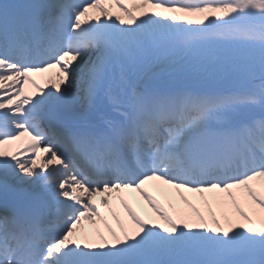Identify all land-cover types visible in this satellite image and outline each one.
<instances>
[{
    "label": "snow or ice",
    "instance_id": "snow-or-ice-1",
    "mask_svg": "<svg viewBox=\"0 0 264 264\" xmlns=\"http://www.w3.org/2000/svg\"><path fill=\"white\" fill-rule=\"evenodd\" d=\"M0 200V264H264V0L0 3Z\"/></svg>",
    "mask_w": 264,
    "mask_h": 264
},
{
    "label": "bare ground",
    "instance_id": "bare-ground-1",
    "mask_svg": "<svg viewBox=\"0 0 264 264\" xmlns=\"http://www.w3.org/2000/svg\"><path fill=\"white\" fill-rule=\"evenodd\" d=\"M38 185L36 184V185H34V186H31V187H34V188H36ZM26 187L28 188V185H26ZM154 191H155V189H154ZM174 195V193L172 192V196ZM175 197V196H174ZM138 205H139V209L143 212V214L144 215H146V217L149 215V212L146 210V208H144L142 205V202L140 201V202H138ZM176 205H177V207H180V208H184V209H186L187 210V207H184V205L182 204V203H180V202H177L176 203ZM152 219H156L155 217H153ZM158 222V221H157Z\"/></svg>",
    "mask_w": 264,
    "mask_h": 264
}]
</instances>
